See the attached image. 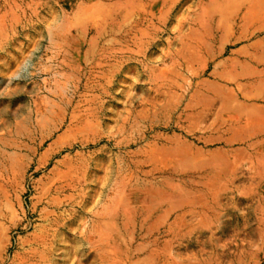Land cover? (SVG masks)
Here are the masks:
<instances>
[{
	"label": "rangeland",
	"instance_id": "obj_1",
	"mask_svg": "<svg viewBox=\"0 0 264 264\" xmlns=\"http://www.w3.org/2000/svg\"><path fill=\"white\" fill-rule=\"evenodd\" d=\"M0 264H264V0H0Z\"/></svg>",
	"mask_w": 264,
	"mask_h": 264
}]
</instances>
